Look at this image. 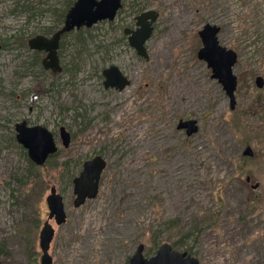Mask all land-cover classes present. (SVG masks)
Returning a JSON list of instances; mask_svg holds the SVG:
<instances>
[{
  "label": "rangeland",
  "instance_id": "rangeland-1",
  "mask_svg": "<svg viewBox=\"0 0 264 264\" xmlns=\"http://www.w3.org/2000/svg\"><path fill=\"white\" fill-rule=\"evenodd\" d=\"M66 1L0 0V264H39L52 186L66 213L50 221L52 264H128L138 247L148 258L164 243L199 264H264V0H122L112 22L61 38L53 74L27 42L62 27ZM146 11L157 18L145 60L123 29ZM207 24L236 55L233 108L198 58ZM111 65L129 81L122 91L103 86ZM188 120L191 136L177 129ZM23 121L54 136L59 154L44 167L15 142ZM96 156L106 162L98 193L75 208L72 180Z\"/></svg>",
  "mask_w": 264,
  "mask_h": 264
},
{
  "label": "water",
  "instance_id": "water-1",
  "mask_svg": "<svg viewBox=\"0 0 264 264\" xmlns=\"http://www.w3.org/2000/svg\"><path fill=\"white\" fill-rule=\"evenodd\" d=\"M121 7L122 0H74L73 5L65 14L62 27L50 38L40 35L31 38L27 42L28 48L32 51L45 53L42 60V67L45 70H49L53 74L60 73L62 68L59 64L57 52L61 37L83 28L89 29L100 22H112ZM156 18L157 14L154 11H146L136 17L135 30L123 29V35L126 36L129 47L134 49L138 57L145 60L147 59L145 43L151 37L153 23ZM218 33L219 29L216 26L207 24L202 28L199 32L202 47L198 52V58L206 63L212 72V77L222 85L225 94L229 98L230 107L233 108L237 81L232 69L236 63V55L231 50L219 45ZM102 76L104 77L103 86L105 89L122 91L129 85V81L114 65L104 69ZM263 83L261 77L255 79V85L258 88H261ZM177 129L185 130L186 136H191L197 132L196 122L192 120L179 121ZM14 132L16 143L24 149L27 158L35 167H43L49 158L58 152L53 134L42 126H28L23 121L15 125ZM59 139L62 142V147L68 148L71 136L65 128L59 129ZM243 155L251 157V149L247 147ZM105 167L106 162L100 156H96L82 164L78 176L72 180L75 196L73 206L75 208L83 205L86 200H92L96 197L101 174ZM246 181L249 182V178ZM257 188L258 185L253 186V189ZM45 203L48 216L39 232L38 246L41 252L39 264H52L49 248L55 230L50 221H53L54 225L59 227L65 223L66 213L63 197L54 186L50 188ZM128 264H199V262L187 253L177 252L172 249L171 245L164 243L153 256L148 258L143 256L142 248L138 247L129 259Z\"/></svg>",
  "mask_w": 264,
  "mask_h": 264
},
{
  "label": "trees",
  "instance_id": "trees-1",
  "mask_svg": "<svg viewBox=\"0 0 264 264\" xmlns=\"http://www.w3.org/2000/svg\"><path fill=\"white\" fill-rule=\"evenodd\" d=\"M67 3H70L71 1H66ZM72 5H73V2H72ZM70 7L68 6V8L67 9H65L64 11H63V14L61 13L60 14V17H61V19H60V22H61V24H63V22H64V17H65V14L67 13V11H68V9H69ZM57 30H59V29H57ZM56 30V31H57ZM50 31V32H49ZM48 31V33L49 34H53V33H55L56 31H51V30H49ZM73 32H71V33H68V34H65V35H63L62 37H65V36H68V35H71ZM22 38L23 37H21L20 36V40H22ZM23 153H24V151H23ZM59 154V152H57L55 155H53L52 157H50L49 158V160L50 159H52V158H54V157H56L57 155ZM49 160L45 163V165L49 162ZM29 161V160H28ZM29 165L31 166V167H35L30 161H29ZM44 165V166H45ZM43 166V167H44ZM211 220H213L214 218H210ZM174 223H175V221H172L171 223H166L165 224V230L166 229H168V228H170V229H172V225L174 226ZM168 224H170V226H168L167 228H166V226L168 225ZM193 231H196L197 232V230L194 228V230ZM193 231H192V229H190V231H188L187 233H185L183 236H182V238L180 239V241H182V240H185V239H190L191 238V236L193 235ZM155 245H156V243H155ZM154 245V246H155ZM173 249L174 248H176L177 246H176V244L174 243L172 246H171ZM184 252H186L187 253V255H190V256H195V254L192 252V249H187L186 251H184Z\"/></svg>",
  "mask_w": 264,
  "mask_h": 264
},
{
  "label": "flooded vegetation",
  "instance_id": "flooded-vegetation-1",
  "mask_svg": "<svg viewBox=\"0 0 264 264\" xmlns=\"http://www.w3.org/2000/svg\"><path fill=\"white\" fill-rule=\"evenodd\" d=\"M31 1H34V0H31ZM37 1H39V0H37ZM71 1L74 3V0H71ZM121 8H122V7H121ZM119 11H120V10H119ZM119 11H118V12H119ZM118 12H117V13H118ZM116 15H117V14H116ZM62 25H63V24H62ZM53 34H54V33H53ZM53 34H52V35H53ZM52 35H51V36H52ZM37 36H38V35H37ZM40 36H43V35H40ZM51 36H50V37H51ZM35 37H36V36H35ZM43 37H45V38H50V37H46V36H43ZM61 38H62V37H61ZM29 40H30V39H29ZM29 40H28V41H29ZM60 41H61V39H60ZM218 42H219V41H218ZM27 45H28V44H27ZM59 45H60V42H59ZM219 45H220V44H219ZM220 46H221V45H220ZM2 47H4V44L0 43V50H1ZM224 48H225V47H224ZM58 49H59V48H58ZM34 52H36V51H34ZM41 53H44V52H41ZM44 54H45V53H44ZM57 55H58V54H57ZM263 84H264V83H263ZM14 139H15V137H14ZM15 142H16V141H15ZM21 148H22V147H21Z\"/></svg>",
  "mask_w": 264,
  "mask_h": 264
},
{
  "label": "bare ground",
  "instance_id": "bare-ground-1",
  "mask_svg": "<svg viewBox=\"0 0 264 264\" xmlns=\"http://www.w3.org/2000/svg\"><path fill=\"white\" fill-rule=\"evenodd\" d=\"M225 138H226V137L222 135V136L220 137V140H223V139H225ZM201 148H202V147H201ZM201 148H200V149H201ZM204 152H205V150H204ZM213 165L216 167V168L214 167V171H218V170L221 169L220 166H219V167L216 166V163H213ZM229 191L231 192V190H229ZM231 193H232V192H231ZM231 193H230V194H231ZM90 223H91V221L89 220V221L87 222V224L90 225Z\"/></svg>",
  "mask_w": 264,
  "mask_h": 264
}]
</instances>
